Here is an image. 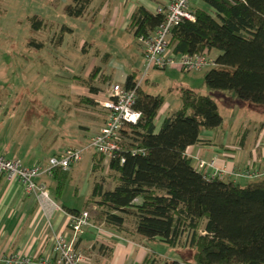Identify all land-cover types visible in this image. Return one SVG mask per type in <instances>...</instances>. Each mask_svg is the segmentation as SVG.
<instances>
[{"label": "trees", "instance_id": "trees-1", "mask_svg": "<svg viewBox=\"0 0 264 264\" xmlns=\"http://www.w3.org/2000/svg\"><path fill=\"white\" fill-rule=\"evenodd\" d=\"M195 1L188 7L193 19L172 27L169 48L176 54H196L207 48L215 65L204 72L206 85L231 90L238 100L264 108V0H198L202 5ZM90 2L71 0L65 13L81 17ZM28 19L31 28L44 27L43 18L32 15ZM163 21V14L138 5L128 28L138 39ZM65 30L71 31L67 26L61 28L58 41ZM28 45L43 46L35 39ZM123 85L135 89L134 107L141 117L136 124L125 126L124 150L107 161L115 174L114 187L104 189L101 181L92 186L88 202L101 208L93 218L126 235L189 248L191 257L184 264H264V177L243 186L219 176L207 177L185 151L201 142L202 129L221 126L215 99L180 87V107L165 116L155 132L154 119L163 96L137 85L134 71L126 75ZM52 177L61 189L67 171L56 169ZM127 217L132 218L131 228ZM159 260L148 254L142 264ZM161 261L179 264L177 260Z\"/></svg>", "mask_w": 264, "mask_h": 264}, {"label": "crops", "instance_id": "crops-1", "mask_svg": "<svg viewBox=\"0 0 264 264\" xmlns=\"http://www.w3.org/2000/svg\"><path fill=\"white\" fill-rule=\"evenodd\" d=\"M167 2L168 0H91L84 14L78 17L84 19L87 14H90L87 19L89 22L87 36L85 39H81L87 45L82 48L83 53H80L79 57L74 52L71 56L70 51L67 52L68 54H64L65 48H63L62 40L49 48L43 41H39L43 46L36 48L37 52L52 53L51 56L55 62L69 60V66L73 68L70 70L72 76L69 82L67 85H63L64 88H61V84L58 85L57 99L56 101L53 99L56 105L53 106L55 111L52 115L56 118L57 126L53 130L43 126L33 128L32 136L30 133L28 134L31 140L26 151L13 152L10 147L5 146L0 148L2 149L0 152L8 158L21 159L25 165L44 164L50 156L67 147L80 146L88 137L97 133L106 119L107 112L101 106L100 101L106 99L109 83L124 84L129 72L134 71L137 78V71H140L137 69L143 70L142 49L137 43V38L128 28L132 13L138 5L155 13L157 7L164 6ZM195 2V4L202 5L198 0ZM69 32H72V29ZM131 42L136 46L132 47ZM24 44L23 46L11 45L9 53L13 61L10 62L11 64L16 66L20 62L23 65L25 60L23 51L34 50V47L26 44V41ZM61 51L64 55L60 54ZM213 54L216 55V52ZM78 61L80 62L78 63ZM137 63L140 65L139 68L135 66ZM165 70L179 73L178 69L174 67ZM199 72L202 73L201 80L205 70ZM20 73L22 77L21 70ZM100 75L105 77L99 79ZM0 78L2 80L0 83L5 82V86L10 87L12 77L7 75L4 65L0 66ZM104 78L110 80L103 83ZM142 80L140 86L145 91L151 94H160L164 99L154 119V131L156 132L160 128L163 118L180 107L179 88L192 87L187 82H181L178 86L173 84L168 88L166 94L173 98L169 96L165 98L164 94L153 93L148 89L150 85L154 86V82L148 81L147 78ZM2 83L0 85H4ZM2 88L0 86V91H2L0 97L11 95L8 91H3ZM174 92L175 94H173ZM227 96L222 97V100L224 99L222 102L228 103L226 113H229L227 116L220 111V104L215 99L222 116L221 126L216 129H202L199 133L201 142L187 146L185 151L191 157L194 166H196L198 158L209 160L216 157L217 167L224 168L221 177L243 186L255 180L236 175L246 167L247 161L254 157V167L264 165V142H260L258 139L261 145L257 143V140L253 143L251 137V131H253L251 127H255L253 123L257 119L264 127V108ZM21 98L23 100V97ZM176 99L178 103H176ZM19 107L18 104L15 110H18ZM25 108L27 109L28 106L26 105ZM88 110H91L93 115L88 114ZM223 111H225L224 108ZM79 115H82L84 119L78 120ZM42 139L47 141L42 143ZM50 141L57 142V145L49 146L47 143ZM66 141L71 143H62ZM81 160L67 171V178L72 182L74 195L80 193L84 196V202L80 208L69 206L64 202L61 198L63 188H57V179L52 176L40 178L45 183L47 190H54L53 196L49 194L50 201L45 204H41L34 195L25 193L19 182H9L4 175L0 176V257L10 255L37 257L49 254L52 247V234L68 231L66 208L77 211L91 210L92 205L88 202V198L93 185L90 184V172L83 179L77 170ZM90 162L92 167V157ZM212 171V167H207L203 174L210 175ZM90 217L96 226H102L104 233L98 234L94 227H85L83 232L78 235L75 247L85 254L87 261L85 264H142L148 254L152 255V258L177 260L179 264H184L182 261L185 259L172 258L174 256L159 254L152 250L148 244L149 240L145 237L137 234L126 235L123 231L105 226L92 217L91 211ZM154 241L159 240L154 239ZM191 253L190 250V257ZM0 264L4 263L0 260Z\"/></svg>", "mask_w": 264, "mask_h": 264}, {"label": "rangeland", "instance_id": "rangeland-1", "mask_svg": "<svg viewBox=\"0 0 264 264\" xmlns=\"http://www.w3.org/2000/svg\"><path fill=\"white\" fill-rule=\"evenodd\" d=\"M69 3H71V0H0V66L4 65L7 75L12 77L10 80V87H8V85L5 86V82H3L4 85H0L3 87V91H8V93L11 94L6 97H0V148L7 146L8 148L10 147L13 152L18 150L26 151L30 146L29 142L31 140L28 134L30 133L32 136L33 128L43 126L53 130L54 127L57 126L56 118L52 115L55 111V107L53 106L56 105L53 99H55V101L57 99L58 85L61 84V88H64L63 85H67L72 76L70 70H73V68L69 66V60L55 62L51 56L52 53L44 54L43 51L37 52L36 48H34V50L23 51L25 59L23 65L18 62V65L16 64L15 66L11 64L13 61L9 53L12 44L23 46L25 45L24 41L28 44L31 39L43 41L48 48L52 47L53 44L58 43L60 29L67 26L72 29V32L65 30L61 35L62 45L63 48H65L63 50L64 54H68L67 52L70 51L69 54L71 56L73 55L72 52L77 54L78 57L81 56L80 53H83L82 48L87 45L81 39H85L87 36V27L89 24L87 19H89L90 14H87L86 18L83 17L84 19L68 16L65 13V7ZM32 15L43 18V28L40 30L31 28L28 17ZM137 43L142 49V45L138 39ZM131 46H136V44L131 42ZM110 50L113 51L114 49ZM60 54L64 55L62 51ZM79 62L80 61H78V63ZM135 66L136 68L140 67L138 63L135 64ZM20 70L22 71V77ZM137 70H140L137 71V80H139L143 70L140 68ZM203 70H207V68ZM178 71L179 73L175 71L170 72L165 69L151 68L142 79L147 78L148 81L154 82V86L150 85L148 89L153 93L164 94L165 98L168 96L173 98L169 94L166 95L170 86L173 84L178 86L181 82H187L197 92L208 94L218 100L220 111L224 112V115H228L229 112L226 113L228 103L222 102L224 100H222V97L228 95L227 97L235 99L236 96L233 91L216 90L208 87L203 79L200 80L202 73L199 71ZM102 77L105 76L100 75L99 79H102ZM108 80L110 79L104 78L102 82L104 83ZM0 81H2L1 78ZM6 82L9 81L6 80ZM173 94H175V92ZM21 97H23V100H21ZM176 103H178L177 99ZM18 104L20 107L18 110H15ZM26 105L28 106L27 109L25 108ZM223 108L225 111H223ZM87 113L92 114V111L88 110ZM81 118H83V116L79 115L78 120ZM253 124H255V127H251L253 125L250 126L251 130H253L251 131L253 143L256 140L257 143H259L258 139H260V142H264V127L260 125L258 119ZM87 140L80 146L75 147L85 145ZM46 141V139H42V143ZM62 143L69 144L71 142L66 141ZM47 144L55 147L57 142L53 143L50 141ZM91 157L93 162L92 167L90 162ZM81 159L77 170H79L83 179L84 176L90 172V184L92 183L93 185L94 182L101 181L104 189H112L114 187L116 183L115 174L109 169L107 158L99 156L97 153L93 152L92 149H87L84 151ZM95 163L96 166H93ZM48 193L53 196L54 190L48 189ZM61 194V198H63L67 205L77 208L82 207L84 196L80 193L74 195V188L69 178L65 181ZM93 204L94 203H91V205ZM91 205L89 206L91 207ZM98 205L97 207L95 205V209L91 208L92 217L97 215L101 210ZM126 224L129 228L132 227L131 217H127ZM148 244L152 250L159 254H169L174 256L172 258L180 260L190 257L189 248L175 247V249H173L165 243L154 240H150ZM160 261L161 260H159L157 264H161Z\"/></svg>", "mask_w": 264, "mask_h": 264}, {"label": "built area", "instance_id": "built-area-1", "mask_svg": "<svg viewBox=\"0 0 264 264\" xmlns=\"http://www.w3.org/2000/svg\"><path fill=\"white\" fill-rule=\"evenodd\" d=\"M191 0H168L164 6L156 8V13L164 15V21L153 31L145 36H139L142 45L143 72L137 85H140L143 76L151 68L167 69L177 68L183 72L201 71L215 65V58L204 48L201 53H173L169 48L168 39L174 25L183 19H193L188 7ZM135 89H126L123 84L111 82L106 90V99L100 101L106 110V119L99 131L87 140L81 147L65 148L50 156L46 163L25 165L19 158H8L0 152V176L4 175L9 182H19L25 193L34 195L41 204L50 201L49 193L41 177H51L56 169L64 171L76 164L87 149H92L98 155L108 160L124 150L123 130L127 125L136 124L141 113L135 109ZM131 152L136 149L130 148ZM123 161V159H121ZM217 158L209 160L197 159L196 168L204 173L207 167L213 171L207 177L219 176L224 173V168L217 167ZM205 175V174H204ZM236 175L248 178L264 177V165L254 167V157L247 161L246 167ZM95 209V205H92ZM68 231L65 233H53L51 236L52 247L47 255L32 257L10 255L2 256L0 260L4 264H85L86 256L75 247V241L85 227H94L98 234L104 233L101 225L96 226L90 220L88 209L74 213L67 212ZM69 236V237H68Z\"/></svg>", "mask_w": 264, "mask_h": 264}]
</instances>
